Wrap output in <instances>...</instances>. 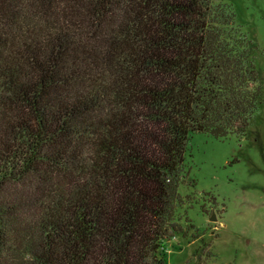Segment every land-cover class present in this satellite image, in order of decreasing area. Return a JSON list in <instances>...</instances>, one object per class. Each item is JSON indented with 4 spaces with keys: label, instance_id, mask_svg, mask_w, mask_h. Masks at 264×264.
<instances>
[{
    "label": "trees",
    "instance_id": "obj_1",
    "mask_svg": "<svg viewBox=\"0 0 264 264\" xmlns=\"http://www.w3.org/2000/svg\"><path fill=\"white\" fill-rule=\"evenodd\" d=\"M247 25L238 0H0V264H166L190 137L264 107Z\"/></svg>",
    "mask_w": 264,
    "mask_h": 264
},
{
    "label": "rangeland",
    "instance_id": "obj_2",
    "mask_svg": "<svg viewBox=\"0 0 264 264\" xmlns=\"http://www.w3.org/2000/svg\"><path fill=\"white\" fill-rule=\"evenodd\" d=\"M238 3L263 54L264 89V0ZM186 163L196 186L179 189L193 199L180 210L183 232L165 243L166 264H264V107L245 138L193 134Z\"/></svg>",
    "mask_w": 264,
    "mask_h": 264
},
{
    "label": "water",
    "instance_id": "obj_3",
    "mask_svg": "<svg viewBox=\"0 0 264 264\" xmlns=\"http://www.w3.org/2000/svg\"><path fill=\"white\" fill-rule=\"evenodd\" d=\"M211 221H215V216L212 214V217L210 218Z\"/></svg>",
    "mask_w": 264,
    "mask_h": 264
}]
</instances>
